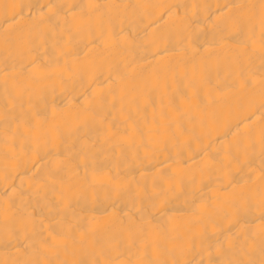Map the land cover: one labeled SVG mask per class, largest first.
Here are the masks:
<instances>
[{
	"label": "bare ground",
	"instance_id": "1",
	"mask_svg": "<svg viewBox=\"0 0 264 264\" xmlns=\"http://www.w3.org/2000/svg\"><path fill=\"white\" fill-rule=\"evenodd\" d=\"M0 264H264V0H0Z\"/></svg>",
	"mask_w": 264,
	"mask_h": 264
}]
</instances>
